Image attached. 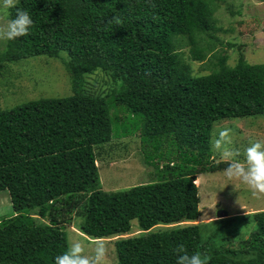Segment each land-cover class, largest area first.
<instances>
[{
	"label": "trees",
	"instance_id": "16d2710c",
	"mask_svg": "<svg viewBox=\"0 0 264 264\" xmlns=\"http://www.w3.org/2000/svg\"><path fill=\"white\" fill-rule=\"evenodd\" d=\"M222 1L17 0L35 24L6 41L0 62L61 60L71 94L0 109V193L13 209L0 221V264H53L70 243L65 227L75 213L81 231L101 239L130 233L137 221L139 234L115 241L117 264H175L179 244L206 264H264V211L178 225L202 215L197 175L226 167L212 156L214 123L264 115V63L240 55L231 67L223 51L209 73L196 75L179 51L202 62L216 41L225 44L216 36ZM97 70L113 82L105 96L86 89ZM116 105L129 113L113 112L116 126L140 130L145 160L164 166L150 182L105 192L94 148L112 140Z\"/></svg>",
	"mask_w": 264,
	"mask_h": 264
},
{
	"label": "rangeland",
	"instance_id": "374dc122",
	"mask_svg": "<svg viewBox=\"0 0 264 264\" xmlns=\"http://www.w3.org/2000/svg\"><path fill=\"white\" fill-rule=\"evenodd\" d=\"M230 2L234 5L231 6ZM231 11H240L241 13L232 14ZM216 16L219 17L220 26V31L216 33V36L225 43L223 46L219 41H216V48L208 53L202 62L191 60L189 48L179 49L184 52V58L191 65L193 74L209 73L211 70L209 68H213L217 64L216 57L218 54H223V51L228 54L227 63L231 67L238 65L240 55L243 56L245 64L264 63L263 0L222 1ZM7 19L8 16L0 12V26H3ZM227 42L234 44L235 47L228 46ZM5 46L6 41L0 40L1 52ZM62 56L66 57V54L63 53ZM4 70L6 71L3 73ZM44 78H48V80L43 81ZM85 81L86 89L93 95L105 96L113 88L112 79L100 70L90 74ZM70 94L69 72L61 60L37 57L16 64L0 62V109L6 106L14 107L37 98H62ZM113 112L118 115V118H129V113L125 112L122 107L117 105L113 107L111 112L113 138L105 145L101 144L100 147L95 146L94 148L97 156L95 165L99 171L101 189L105 192L125 190L137 184L150 182L155 178V172L164 166L161 162L157 168L145 160L140 130L131 134V126L129 129L121 125L117 127L114 121L116 115ZM215 124L233 128L232 144L229 146L233 149L239 148L242 151L249 139L264 140V115L256 118L228 119ZM211 150L216 162H228L212 148ZM196 178L194 184L198 186L202 215L196 222H182L178 225L213 222L218 219V213L223 210L228 211L229 217L244 216L264 210V195L254 197L245 186L238 184V189H235L231 184L226 185L228 182L223 176V170L215 173H203L197 175ZM12 214L10 196L6 191L1 192L0 221L3 217H9ZM81 222L82 217L75 213L71 224L65 227L69 242L81 240L85 252L91 254L95 242L103 241L107 248L106 264L118 263L115 247V241L118 238H127L140 233L137 221L133 220L130 233L97 239L94 236L82 234ZM211 226L213 229L217 228L214 223H211ZM229 228L228 225L227 228H223V231L233 239V236H237L236 231L229 230ZM252 229H254L252 226L245 228L246 233L235 241V245L246 239Z\"/></svg>",
	"mask_w": 264,
	"mask_h": 264
},
{
	"label": "clouds",
	"instance_id": "9594fccd",
	"mask_svg": "<svg viewBox=\"0 0 264 264\" xmlns=\"http://www.w3.org/2000/svg\"><path fill=\"white\" fill-rule=\"evenodd\" d=\"M16 5L17 0H0V12L5 16H8L9 9L15 10V14L0 26V40L10 41L27 36L34 27L35 21L31 14ZM232 133V127H221L215 123L213 125L211 147L228 161L223 169V176L228 182L226 185L231 184L235 189H238V184L245 186L254 197L264 195V140L249 139L241 151L239 148L229 147L232 144ZM226 212L227 218L234 217H229L228 211ZM225 217L221 219H226ZM82 234L87 235L83 232ZM173 252L176 254L175 264H206L200 253L189 254L183 244L177 245ZM106 258L107 248L103 241H96L92 253L87 254L83 242L77 239L68 244L63 252L54 256L53 264H106Z\"/></svg>",
	"mask_w": 264,
	"mask_h": 264
},
{
	"label": "water",
	"instance_id": "95a60500",
	"mask_svg": "<svg viewBox=\"0 0 264 264\" xmlns=\"http://www.w3.org/2000/svg\"><path fill=\"white\" fill-rule=\"evenodd\" d=\"M224 216H227V212H226L225 210L220 211V212L218 213V215H217V217H218L219 219H221V218L224 217Z\"/></svg>",
	"mask_w": 264,
	"mask_h": 264
}]
</instances>
